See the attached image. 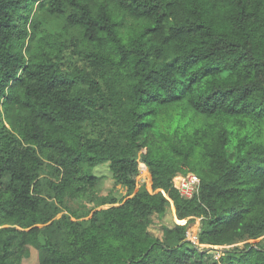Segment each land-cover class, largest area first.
I'll list each match as a JSON object with an SVG mask.
<instances>
[{"label": "trees", "instance_id": "16d2710c", "mask_svg": "<svg viewBox=\"0 0 264 264\" xmlns=\"http://www.w3.org/2000/svg\"><path fill=\"white\" fill-rule=\"evenodd\" d=\"M102 164L128 196L64 209ZM141 167L152 192L132 194ZM170 205L186 222L160 240ZM262 236L264 0H0V264L29 247L38 264H264Z\"/></svg>", "mask_w": 264, "mask_h": 264}, {"label": "rangeland", "instance_id": "374dc122", "mask_svg": "<svg viewBox=\"0 0 264 264\" xmlns=\"http://www.w3.org/2000/svg\"><path fill=\"white\" fill-rule=\"evenodd\" d=\"M84 169L95 176L98 177L96 189L91 196L82 198L76 202L65 201L64 209H70L72 211H79L84 212V214L89 215L93 210L104 208L107 206L99 205L100 200L102 197L105 196H113L116 197L118 202H121L125 197L128 196L130 193L127 187L116 184L112 178L111 172L109 170L108 164H102L96 167H84ZM191 174V173H190ZM176 181L179 182L178 187L180 193L184 197H190L196 190V185L191 183L188 174L181 175L178 174L176 177ZM146 189L149 192H152L150 187V178L145 170V168L141 167L140 174L136 179V186L132 190V194L135 193L137 190ZM66 207V208H65ZM68 207V208H67ZM64 214H67L66 211H63ZM88 217V216H86ZM186 221V220H184ZM200 219L198 218L195 222L190 224V228H194L195 226L199 225ZM183 220H178L175 215L174 208L170 205L164 215L160 218L155 217L153 218L152 223L148 225V232L151 236L158 238L160 240L164 239L165 236V229L167 227H171L173 224H182ZM250 242H255V240H248ZM261 246L264 247V236L258 239ZM246 241H239L236 243V246L243 247V244ZM200 249H207L206 246H200ZM223 247L216 246L214 249L209 250L208 253L210 258L217 259L222 251ZM197 260H192V264H196ZM22 264H38V253L37 251L29 247V255L28 257L24 258Z\"/></svg>", "mask_w": 264, "mask_h": 264}, {"label": "built area", "instance_id": "2783aa9c", "mask_svg": "<svg viewBox=\"0 0 264 264\" xmlns=\"http://www.w3.org/2000/svg\"><path fill=\"white\" fill-rule=\"evenodd\" d=\"M188 178L190 180L191 183L195 184L196 189L199 183V180L197 179V177L193 174H188ZM196 191V190H195ZM194 191V192H195ZM192 195H190L191 197ZM186 221L183 220V223H185ZM182 223V224H183ZM199 231V225L195 226L194 228H189L187 229V231L185 232V238L189 241H191L193 244L197 245V232Z\"/></svg>", "mask_w": 264, "mask_h": 264}, {"label": "water", "instance_id": "95a60500", "mask_svg": "<svg viewBox=\"0 0 264 264\" xmlns=\"http://www.w3.org/2000/svg\"><path fill=\"white\" fill-rule=\"evenodd\" d=\"M178 184H179V182H178V181H176V186H178Z\"/></svg>", "mask_w": 264, "mask_h": 264}]
</instances>
